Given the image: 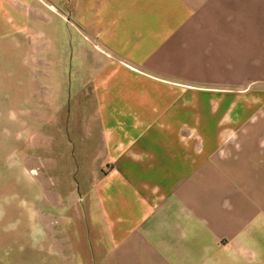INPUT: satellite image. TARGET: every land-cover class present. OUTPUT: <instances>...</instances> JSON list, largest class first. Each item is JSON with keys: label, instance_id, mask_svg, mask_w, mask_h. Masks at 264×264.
I'll return each instance as SVG.
<instances>
[{"label": "crops", "instance_id": "crops-1", "mask_svg": "<svg viewBox=\"0 0 264 264\" xmlns=\"http://www.w3.org/2000/svg\"><path fill=\"white\" fill-rule=\"evenodd\" d=\"M29 5L55 24L32 93ZM16 48L1 116H28L45 152L62 115L51 133L81 130L82 150L1 167L23 183L0 187V264H264V0H0Z\"/></svg>", "mask_w": 264, "mask_h": 264}, {"label": "rangeland", "instance_id": "rangeland-1", "mask_svg": "<svg viewBox=\"0 0 264 264\" xmlns=\"http://www.w3.org/2000/svg\"><path fill=\"white\" fill-rule=\"evenodd\" d=\"M35 6L36 5H29L27 9V18L30 20V23L26 26V28L23 31L22 39L24 38V46L26 50L22 54V62L26 64V71H27V78L31 80V83L28 82V89L29 92H34L35 85L34 80L35 78L41 77V72L46 73L47 77H52L51 71H50V62L53 60V50H52V44L50 43V37L52 32L54 33L55 24L54 22L51 23L52 18L50 17L49 12L42 11L43 16L45 19H47L43 24L41 21L35 18ZM30 13V14H29ZM27 20V21H28ZM53 21V20H52ZM39 30H42L44 33V36L46 38V45L42 48L41 43V35L39 33ZM67 26L66 22H62L61 26V40L63 37V45L65 43L64 39L67 32ZM13 38V37H11ZM55 38V37H54ZM65 46H63L64 48ZM64 56V53H62ZM21 62V53L17 51V48L14 50H11L8 54L5 52H0V89L2 85L8 88H14V85H16L17 78L22 75L21 69L18 67V64ZM7 65V67H6ZM7 70V74L6 70ZM5 74V75H4ZM4 75V76H3ZM46 76V75H45ZM74 76L70 73V77ZM42 91V90H41ZM46 94V90H43ZM66 93H68V90L66 88ZM69 92H73L72 89H70ZM75 92V91H74ZM39 93V92H38ZM46 95H50L48 93ZM75 98V97H74ZM76 101V100H75ZM79 102L78 100L76 101ZM76 107V106H73ZM9 120V130H7V123L2 122V120ZM28 116H9V117H3L0 114V171L2 170L1 167L7 165V161L9 159L10 165H13L15 167H18L17 162V156L19 150H22L23 155L26 154L27 159H53L54 161L59 160V162L65 163L66 161L72 160V154L81 155L82 148L80 146H69V141L73 140L75 138V144L79 141V137L81 136V130H76L73 132H70L66 130V127L62 124H59V132H53L51 133L53 129H56L54 125L61 121V119L64 117L62 115L59 116H50L48 121L46 122V127H42L44 130L43 133H38V136L42 134V140H49L50 137L45 138V135L48 134L53 135L55 140L59 142L60 148L57 149H47V151H43L42 148L34 146V132L32 131V125L30 126L26 123H28ZM62 119V121H63ZM62 125V126H61ZM20 128V129H19ZM71 135V136H70ZM74 137V138H72ZM68 144V145H67ZM27 169L35 168L39 169V165H33L27 164ZM14 174H11L9 180H1L0 179V187H9L10 189H16L18 186L23 183V179H18L17 176V170L15 168ZM26 187H32L33 186V176L32 174L27 175L25 180Z\"/></svg>", "mask_w": 264, "mask_h": 264}]
</instances>
